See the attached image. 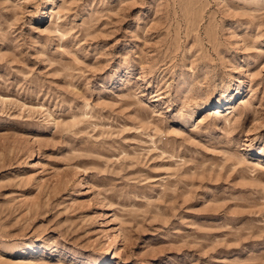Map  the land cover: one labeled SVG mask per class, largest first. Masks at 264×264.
<instances>
[{"label":"rangeland","instance_id":"rangeland-1","mask_svg":"<svg viewBox=\"0 0 264 264\" xmlns=\"http://www.w3.org/2000/svg\"><path fill=\"white\" fill-rule=\"evenodd\" d=\"M0 264H264V0H0Z\"/></svg>","mask_w":264,"mask_h":264},{"label":"bare ground","instance_id":"bare-ground-1","mask_svg":"<svg viewBox=\"0 0 264 264\" xmlns=\"http://www.w3.org/2000/svg\"><path fill=\"white\" fill-rule=\"evenodd\" d=\"M43 15V14H42ZM106 249V248H105ZM105 251H107V249L105 250Z\"/></svg>","mask_w":264,"mask_h":264}]
</instances>
